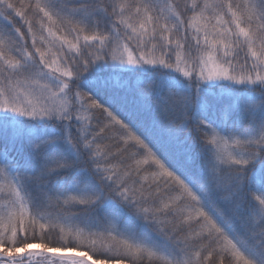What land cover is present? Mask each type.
<instances>
[{"label": "snow or ice", "instance_id": "6c2138e0", "mask_svg": "<svg viewBox=\"0 0 264 264\" xmlns=\"http://www.w3.org/2000/svg\"><path fill=\"white\" fill-rule=\"evenodd\" d=\"M0 264H264V0H0Z\"/></svg>", "mask_w": 264, "mask_h": 264}]
</instances>
